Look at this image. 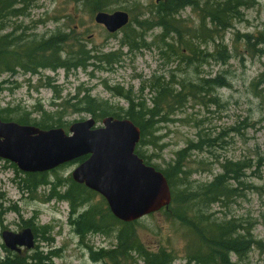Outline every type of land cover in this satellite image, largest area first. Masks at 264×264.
Segmentation results:
<instances>
[{
    "label": "rangeland",
    "instance_id": "rangeland-1",
    "mask_svg": "<svg viewBox=\"0 0 264 264\" xmlns=\"http://www.w3.org/2000/svg\"><path fill=\"white\" fill-rule=\"evenodd\" d=\"M0 1L1 6L6 0ZM20 1L23 7L13 4L9 8L19 9V13L0 17V35L13 30L12 33H16L13 37H33L30 39L41 42L70 28L73 29L71 39H78L86 51L112 53L113 58L119 60L112 67L105 65L106 68L97 64L103 68L91 66L68 72L40 69L37 75L17 68L13 74H2L0 111L9 110L13 119L28 114L33 122L47 115L54 121L60 119L62 129L69 134L68 128L73 123L94 120L92 115L80 110L81 105H77L84 95L88 94L98 104L105 103L111 111L122 113L128 108L123 95L134 102L146 99L147 107L151 106L154 90L150 87L155 79H162L164 83L172 81V88L177 91L181 83L199 85L203 79L224 78L227 86L205 95V106L188 99L167 115L168 120L156 126L153 144L148 145L147 141H152V137H148L136 152L151 166L164 170L189 143H198L199 135L217 139L215 145L203 146L202 151H191L185 158L189 180L195 183L211 182L227 162L247 163L250 168L244 170V186L238 187L243 197L228 204H214L206 214L216 223L234 220V229L239 235L246 231L250 233L251 237L246 239L254 243L247 244L248 250L243 256L230 254V263L264 264V0H198L200 10L179 12L177 28L186 31L187 35L197 36L193 42L194 56L190 50L178 49L179 54L175 50L174 55L164 50L157 40L158 28L146 32L142 44L137 40L130 48L125 45L132 39L127 36L129 31L108 34L94 23V14L91 15L88 9L76 8L70 0ZM157 1L161 0H106L105 9L108 13H128L131 29L143 32L142 26L137 24L153 18ZM228 2L231 18L221 24L211 21L209 7L219 5L222 8ZM206 30L211 33L206 35ZM63 49V58L75 51L74 47L63 46ZM210 99H216V102L211 103ZM101 125L96 122V127ZM233 128L237 132H231ZM207 139H201L203 144ZM12 165L0 159L1 258L7 257L6 253L10 258L38 254L50 257L44 264H112L92 257L98 251L113 248L115 230L80 239L70 223L68 204L55 198V194H62L67 189L78 163L48 172L43 179L48 184L39 186L31 194L22 193L25 175L17 168L15 172ZM51 192L54 194L49 198ZM101 202L102 198L96 194L77 210L75 216ZM26 228L33 231V249L22 248L19 254H12L6 249L1 233H18ZM134 231L147 251L169 252L170 264H196L192 260L196 238L164 211L135 222ZM42 232H46L47 240H42ZM122 263L142 264L136 255Z\"/></svg>",
    "mask_w": 264,
    "mask_h": 264
},
{
    "label": "trees",
    "instance_id": "trees-1",
    "mask_svg": "<svg viewBox=\"0 0 264 264\" xmlns=\"http://www.w3.org/2000/svg\"><path fill=\"white\" fill-rule=\"evenodd\" d=\"M74 2L81 10L88 9L90 14H95L99 11H105L106 0H70ZM187 0H161L155 8L153 18L150 21H144L142 26L143 32H137L135 28L131 29L130 23L123 30L129 31V37L125 45L132 48L139 40H142L145 33L155 28L160 30L159 43L164 46V50H168L172 55L176 50L189 51L192 56L196 53V48L193 46L197 36L187 35L186 31H180L177 28L175 15L180 12L178 6L181 2ZM190 1V2H189ZM190 6L194 9L198 8V0H189ZM212 1V0H211ZM1 2V1H0ZM18 0H6L0 6L1 13L13 4H17ZM243 6V5H239ZM208 12L211 21L226 22L231 18L228 13L231 6L225 3L221 8L219 5H212ZM17 11H12L11 15H16ZM76 15V14H75ZM74 20V18H72ZM203 20V19H202ZM67 32L58 33L47 40L41 42L26 41L24 38L5 35L0 37V76L2 74L15 73V68L22 69L25 73L37 75L40 69L65 71L76 70L78 68L85 69L86 67L103 68L96 66L97 64L109 66L118 62V58L113 54H103L100 51H86L81 45V42L71 39L73 29L66 28ZM137 32V33H136ZM211 31L206 30V35ZM205 35V36H206ZM171 40V43H167ZM63 46L74 47L75 51L67 53L63 58L61 55L64 52ZM90 54H94L90 55ZM190 60V59H189ZM194 61L192 62V65ZM105 66V68H106ZM173 82L164 83L162 79H155V83L150 87L154 90V97L150 98V107H147L146 99L141 98L140 101H131L127 95H123L128 101V108L122 113L114 112L108 109L105 103H97L88 94L78 100L77 105H81L84 112L93 116L95 122H101L104 118L113 117L114 119H128L131 121L140 132V139L135 147V154L144 161L145 165H150L144 160L141 155L136 152V148L144 145L148 137H152V141H147L148 145L153 144V135L157 132L156 126L168 120L167 115L172 113L175 108H180L188 99L190 101L203 103L205 95H210L216 88H225L227 86L224 78L203 79L199 85L181 83L177 91L172 86ZM74 98V97H73ZM77 99L76 97L74 100ZM210 102H216V99H210ZM76 105H73L75 107ZM166 112V113H165ZM0 119L4 122H15L19 125H29L47 130L51 128H62L63 124L60 119L54 121L44 115L40 121H30L28 114L21 115L18 118H12L9 110L0 111ZM31 125V124H30ZM231 132H237L236 129H231ZM200 141L196 144L189 143L188 146L176 154V160L168 164L166 169L159 170L165 177L171 193V203L164 213L172 220L178 221L189 233L196 238L193 249L194 257L192 260L196 264H234L229 262V255L233 254L236 257L245 255L247 252V244L253 242L250 238V233L245 232L244 235L237 234L234 225V220L228 223H216L206 214V210L214 204H228L234 202L237 198L243 197L238 187L244 186L243 179L245 178L244 170L250 166L245 162H227L221 166L222 172L216 175L211 182L195 183L189 180L190 171L187 169L184 160L191 151H202L203 146L211 147L215 145L217 139H207L199 135ZM207 139L206 144L204 140ZM87 157H82L75 160L73 163H82ZM12 168L17 172L16 167ZM156 169V168H155ZM21 186L22 193L31 194L36 192L39 186L48 184L43 181L47 173L26 174ZM240 185V186H239ZM258 189V188H257ZM49 198L53 197L54 192H51ZM96 194L86 189L83 185H78L70 180L67 189L62 193L55 194V198L64 201L69 206L70 223L75 234L83 239L88 235H106L113 229L116 232L115 245L109 251H98L93 255L94 260H108L112 264H124L133 255H136L142 264H170L171 257L169 252H149L143 248L137 240L134 225L135 223L124 224L117 221L110 213L105 201L102 199L101 204L90 206L85 212L75 216L77 210L89 203ZM16 211V209H14ZM2 213L0 212V215ZM46 232L41 233L42 240H47ZM254 243V242H253ZM51 255V254H50ZM5 258L0 256V264H44L50 257H40L38 254L27 258L15 256L10 258L9 253H6Z\"/></svg>",
    "mask_w": 264,
    "mask_h": 264
},
{
    "label": "water",
    "instance_id": "water-1",
    "mask_svg": "<svg viewBox=\"0 0 264 264\" xmlns=\"http://www.w3.org/2000/svg\"><path fill=\"white\" fill-rule=\"evenodd\" d=\"M94 23L116 33L128 23L124 12H96ZM101 127L93 119L62 128L41 130L0 119V159L26 174L53 171L84 156L71 174L72 180L100 195L111 215L130 224L167 208L171 193L165 177L145 165L135 153L139 129L128 119L104 118ZM1 239L9 251L31 250L34 237L29 228L18 233L3 231Z\"/></svg>",
    "mask_w": 264,
    "mask_h": 264
},
{
    "label": "bare ground",
    "instance_id": "bare-ground-1",
    "mask_svg": "<svg viewBox=\"0 0 264 264\" xmlns=\"http://www.w3.org/2000/svg\"><path fill=\"white\" fill-rule=\"evenodd\" d=\"M187 1H189V0H187ZM187 1H183V2H181V4L178 6V8L180 9V12L181 11H184V10H186V9H194L192 6H190L191 4H189V2H187ZM17 5H21L22 7H23V3H22V1H20V0H18V3L16 4V6ZM19 10V9H18ZM17 9H16V11H18ZM13 11V9H11V10H8V11H6V10H4L2 13H1V15H3V16H6V17H10V16H12L11 15V12ZM99 12H105V13H108L107 12V10H103V11H99ZM114 12H117V11H114ZM114 12H111V13H114ZM120 12H124V11H120ZM110 13V14H111ZM124 13H126V12H124ZM127 14V16H128V23L126 24V26H124L123 28H121L119 31H122L124 28H126L128 25H129V23H130V17H129V15H128V13H126ZM175 18H176V15H175ZM96 24V23H95ZM96 25H98V24H96ZM99 26H101V25H99ZM103 27V26H102ZM104 28V27H103ZM105 29V28H104ZM106 31V30H105ZM119 31H117V32H119ZM12 32H14L13 30L12 31H9V32H7V33H4L3 35H0V37L1 36H5V35H10V36H16L15 34L16 33H12ZM15 32H17V31H15ZM107 32V31H106ZM116 32V33H117ZM108 33V32H107ZM108 34H110V33H108ZM113 34H115V33H113ZM24 38V37H23ZM26 38V39H25ZM25 40L26 41H33V42H37L35 39H30V38H33V37H26L25 36ZM18 68V67H17ZM17 68H15V69H17ZM149 166H151V165H149ZM151 167H153V166H151ZM154 169H155V167H153ZM155 170H157V169H155ZM157 171H159V170H157ZM160 172V171H159ZM30 229V228H29ZM31 230V229H30ZM32 231V230H31ZM32 234H33V231H32ZM33 237H34V234H33Z\"/></svg>",
    "mask_w": 264,
    "mask_h": 264
},
{
    "label": "flooded vegetation",
    "instance_id": "flooded-vegetation-1",
    "mask_svg": "<svg viewBox=\"0 0 264 264\" xmlns=\"http://www.w3.org/2000/svg\"><path fill=\"white\" fill-rule=\"evenodd\" d=\"M159 3V1H157V4Z\"/></svg>",
    "mask_w": 264,
    "mask_h": 264
}]
</instances>
